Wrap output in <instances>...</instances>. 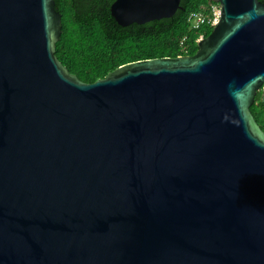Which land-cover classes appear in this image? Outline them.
Listing matches in <instances>:
<instances>
[{
	"label": "water",
	"instance_id": "water-1",
	"mask_svg": "<svg viewBox=\"0 0 264 264\" xmlns=\"http://www.w3.org/2000/svg\"><path fill=\"white\" fill-rule=\"evenodd\" d=\"M214 1L194 55L87 83L55 54V0H0V264H264V2Z\"/></svg>",
	"mask_w": 264,
	"mask_h": 264
},
{
	"label": "trees",
	"instance_id": "trees-1",
	"mask_svg": "<svg viewBox=\"0 0 264 264\" xmlns=\"http://www.w3.org/2000/svg\"><path fill=\"white\" fill-rule=\"evenodd\" d=\"M55 2L62 14L55 54L71 73L87 83L105 78L128 62L194 55L199 49V37H207L214 28L210 24L192 28L187 19L191 11L208 5L210 0H181L180 8L171 17L126 26L111 14L114 0ZM251 111L264 130V84L257 91Z\"/></svg>",
	"mask_w": 264,
	"mask_h": 264
},
{
	"label": "built area",
	"instance_id": "built-area-1",
	"mask_svg": "<svg viewBox=\"0 0 264 264\" xmlns=\"http://www.w3.org/2000/svg\"><path fill=\"white\" fill-rule=\"evenodd\" d=\"M220 12L221 4L217 1L210 0L208 5L203 4L198 10L191 11L187 19L192 28H200L205 24L215 26L219 20ZM202 38L203 35H201L198 40H201ZM185 39L186 37L184 40Z\"/></svg>",
	"mask_w": 264,
	"mask_h": 264
}]
</instances>
